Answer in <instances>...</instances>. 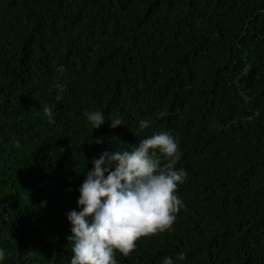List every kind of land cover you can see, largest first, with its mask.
Segmentation results:
<instances>
[{
	"label": "trees",
	"instance_id": "obj_1",
	"mask_svg": "<svg viewBox=\"0 0 264 264\" xmlns=\"http://www.w3.org/2000/svg\"><path fill=\"white\" fill-rule=\"evenodd\" d=\"M160 132L184 207L118 264H264V0H0V264H70L92 161Z\"/></svg>",
	"mask_w": 264,
	"mask_h": 264
},
{
	"label": "clouds",
	"instance_id": "obj_2",
	"mask_svg": "<svg viewBox=\"0 0 264 264\" xmlns=\"http://www.w3.org/2000/svg\"><path fill=\"white\" fill-rule=\"evenodd\" d=\"M44 112L52 115L51 108ZM85 115L92 129L104 123L100 111ZM119 125H123L121 119L111 120L112 128ZM149 126V121L140 122L141 130ZM180 156L175 139L160 132L143 139L130 152L105 151L93 160L79 189L77 204L82 210L71 211L67 217L72 224L70 264H118L117 252L128 257L140 239L169 231L184 207L176 195L178 184L186 177L184 171L175 169ZM4 258L5 252L0 250V260ZM184 258L181 253L179 259ZM163 264L173 261L166 257Z\"/></svg>",
	"mask_w": 264,
	"mask_h": 264
}]
</instances>
